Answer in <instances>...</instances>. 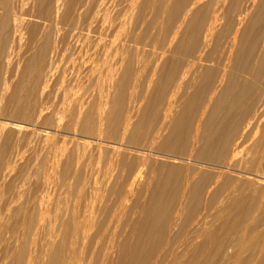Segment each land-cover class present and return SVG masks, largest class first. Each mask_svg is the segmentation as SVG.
<instances>
[{
	"label": "bare ground",
	"instance_id": "1",
	"mask_svg": "<svg viewBox=\"0 0 264 264\" xmlns=\"http://www.w3.org/2000/svg\"><path fill=\"white\" fill-rule=\"evenodd\" d=\"M28 131L0 264H264V0H0V155Z\"/></svg>",
	"mask_w": 264,
	"mask_h": 264
},
{
	"label": "rangeland",
	"instance_id": "2",
	"mask_svg": "<svg viewBox=\"0 0 264 264\" xmlns=\"http://www.w3.org/2000/svg\"><path fill=\"white\" fill-rule=\"evenodd\" d=\"M21 52H23V50L20 51V53H21ZM23 58H24V57H22V56L19 55V56H17V57L14 58L15 60L13 59V62H14V63H12V65H13V64H14V65L12 66V75H14V74H13V71L16 69V66L18 65V63H20V61H21V66H22V64H23V60H24ZM18 59H19L20 61H19ZM21 59H23V60H21ZM17 60H18V62H17ZM16 62H17V64H16ZM14 67H15V68H14ZM14 72H15V71H14ZM7 77H9V76H7ZM50 89H51V88H50ZM50 89L48 90L49 92H50ZM51 90H52V89H51ZM48 91H47V93H48ZM20 126H21V125H18L17 123H13V122H11L10 125H9V128L11 127L10 129H13V128H14L13 130H15V129H18V127H20ZM22 126H23V125H22ZM22 126H21V127H22ZM24 128H25V127H24ZM30 128H31V127H30ZM38 129H39V128H38ZM29 131H30V130H29ZM29 131L27 132L28 137L26 138V136H27V135H26L25 138H24V139H26V140L24 141V139H23V142H25V143H24L25 145H23V143H22V148H20L19 150L16 151L17 154H16L15 151H12V152H10V154H9V153H6L7 155L9 154V155H8L9 157H7L6 154H4V155H0V160L3 161V164H2V162L0 161V183H1V184H3L4 182H8L9 180L13 179V178H14L13 176H15L14 173L17 174L16 172H17V169L20 168V165H21V167H25L27 172L31 171V173L29 172L28 175L30 174V175H29V176H30V180H31V182H33L34 174H35L37 171H38V174H40V176H42V171L40 170L42 167H41V168L39 167L40 165H42V162H41V161L44 160V159H47L48 157H49L48 159L51 160V159L53 158V156H55V154H57V153L59 152V147L62 145V144L60 145L59 143L62 142V139L64 138V135L59 134V136H56V138H57V139L55 138V139H56V140H55L56 143L54 142V143H55V144H54V143L52 142V145L55 146V147H53V146H51V142H50V141H46V143L48 142V143H50V144L45 145L46 143L44 142V141H45V140H44V139H45L44 136H43L42 138H41V136H39V139H38V138H37V135H36L35 133L32 135L31 133H29ZM42 135H44V134H42ZM29 136H33V137H32L33 139L30 138ZM67 136H68V137H67L66 139H68V138H72L73 140H75V142L73 141V143H75V144H74V145H71V144H73V143H71V144L68 145V147L76 146V144L79 143L80 140H81V138H80L79 136L76 137V136H73V135H71V134H69V135H67ZM73 137H74L75 139H74ZM78 137H79L80 140L78 139ZM28 138H30V139H32V140H30V139H28ZM27 139L31 141V142L29 141V143L27 142L28 145L26 144V141H28ZM77 139H78V140H77ZM37 140H39V142H38ZM41 141H43V143H42ZM78 141H79V142H78ZM37 142H38V143H37ZM58 142H59V143H58ZM31 143H32V144H31ZM33 143H34V145H33ZM30 144H31V145H30ZM38 144L41 145V146L43 145V146H42V147H41V146H38ZM57 145H58V148H57ZM49 146H50V147H49ZM47 148H48V149H47ZM49 148H50V149H49ZM51 148H52V149H51ZM56 148H57L58 150H57ZM24 149H26V151H25ZM46 149L48 150L47 152H46ZM55 149H56V150H55ZM20 150H21V151H20ZM27 150H28V151H27ZM50 150H51V151H52V150H53V151L55 150V152H56V151H58V152H57V153L54 152V153H55V154H54L53 151L51 152ZM33 151H35L34 155L32 154ZM41 151H44V152L47 153V154H44V152H41ZM23 152H25V153L23 154ZM37 152H39V153L41 152V154H40V155H37V154H36ZM12 153H13V154H12ZM50 153H52L53 155L50 154ZM0 154H1V153H0ZM43 154H44V155H43ZM48 154H49V155H48ZM10 155H11V157H10ZM12 155H14V156L16 155V156H15V157L13 156V157H14V158H13ZM42 155H43V158L40 157V156H42ZM47 155H48V156H47ZM51 155H52V157H51ZM1 156H2V157H1ZM3 156H4V157H3ZM5 156H6V157H5ZM21 156H22V157H21ZM31 156H32V157H31ZM34 156L36 157V159H37V157L39 156V157H38L39 160L37 159V161H35L36 159L33 158ZM16 157H17L18 159H17ZM45 157H46V158H45ZM2 158L5 159V160H6V159H8V160H6V162H4V160H3ZM31 158H32L33 162H34V161L37 162V163H36V166H33L35 162L33 163L32 160H30ZM15 159H16V160H15ZM41 159H42V160H41ZM48 159H47V162H48L47 164H49V165L46 166L47 171H46V168H44V173H45L47 176L51 175V174H49V172H52V171H51V168H50L51 163H50V161H48ZM25 160H26V161H25ZM8 161H9V162H8ZM13 161H14V162H13ZM20 161H21L22 163H21ZM24 161H25V163H24ZM30 161H31V165L29 164ZM18 162H19V163H18ZM40 162H41V164L39 165ZM4 163H5L6 165H5ZM7 163H9L10 165H12V167H13V166H14V167L12 168L10 165L7 166ZM14 163H15V164H14ZM32 163H33V165H32ZM22 164H23L24 166H23ZM37 165H39V166H37ZM2 166H3V167H6V166H7V169L5 170ZM48 166H49V167H48ZM17 167H18V168H17ZM29 167H30V168H31V167L33 168V167H34L35 170L32 169V168H31V170H30ZM38 167H39L40 169H39ZM2 168H3V169H2ZM37 168H38V169H37ZM9 169H12V170L15 169L16 172H15V171L13 172V171L10 170V171L13 172V173H12L11 175H9V172H10ZM48 169H49V171H48ZM32 170H33V171H32ZM35 171H36V172H35ZM39 171H40V172H39ZM2 172H3V173H2ZM6 172H8V173H6ZM11 172H10V173H11ZM230 172H231V171H230ZM33 173H34V174H33ZM232 173H233V172H232ZM4 174H6L7 177L9 176V178H7L6 175H4ZM48 174H49V175H48ZM233 174H234V173H233ZM12 175H13V176H12ZM10 177H12V178H10ZM6 178H7V179H6ZM5 180H6V181H5ZM1 184H0V185H1ZM49 184H50V183H48V184L45 185V187H47L48 189L45 188V187H44V189H45V190L47 189V190L50 192L51 198H52V199L54 198V200H55L54 202L59 201V202H61V203H64L63 200H65L66 197H67L66 194H65L66 197H65V195H64V192H65V189H64V188H65V187H63L64 190H62V187H60L61 189L59 188V190H62L63 192H60V193H59V190H57L59 186H57V188H56L55 185L53 186V185L50 184V185H51V186H50ZM52 187H53V188H52ZM54 188H55V190H54ZM53 190H54V192H53ZM56 191H58V193H57ZM55 192H56V195L58 194L57 196L55 195ZM52 193H53V195H52ZM61 194H62V195H61ZM61 196H62V197L64 196L63 199L61 198ZM55 197H56V199H55ZM58 197L61 198L62 200H61V199H58Z\"/></svg>",
	"mask_w": 264,
	"mask_h": 264
}]
</instances>
